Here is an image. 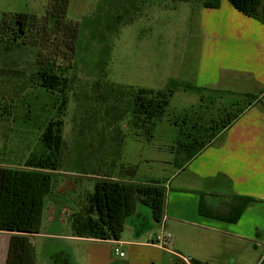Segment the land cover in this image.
Here are the masks:
<instances>
[{"label": "rangeland", "instance_id": "rangeland-1", "mask_svg": "<svg viewBox=\"0 0 264 264\" xmlns=\"http://www.w3.org/2000/svg\"><path fill=\"white\" fill-rule=\"evenodd\" d=\"M122 1L70 0L67 19L79 25V36L75 42L48 32L37 35L18 52L0 46V166L21 167L31 156L43 153L41 134L48 122L56 120L59 94L50 95L27 81L40 61H48L72 84L67 93V110L63 117L57 118L64 122V164L61 171L73 178H61L59 181L60 177H54V181L60 184V188L58 186L55 190L57 194L70 193L79 185L90 187V182L74 178V175H90L96 171L93 165L95 159L101 160L98 168L101 173L122 177L134 167L138 180L156 178L166 183L165 179H169L171 173L177 170V164L182 162L181 155L175 154L180 130L169 120L181 122L204 115L206 126L209 127L213 119L215 129H218L223 120L246 104L245 99L219 96L214 92L201 96L175 92L169 99L164 119L156 123L150 141L135 138L125 123L121 125L124 131L122 147L90 153L78 138L76 117L85 110L89 87L97 78L104 75V80L116 86L162 92L172 80L192 84L199 57L200 29L191 4L181 0H148L146 5L133 4L135 0H127L128 3ZM46 2L0 0V17L4 13H27L40 19L45 14ZM132 7L138 8V11L133 10L135 12L129 16L124 14L126 8ZM234 92L256 94L258 91L241 85L234 88ZM220 133L221 130H218L216 135ZM172 162L176 166H172ZM52 200L54 197L45 201L40 230L46 237L53 233L66 236L69 233L66 225L68 218L60 219L63 223L49 225L53 219L52 209L48 208L54 203ZM77 201L75 197L74 202ZM77 207L74 204L70 206L74 210ZM142 208L148 211L145 206ZM31 242L38 264H43L42 260L50 264L49 250H53L54 254L62 251L51 260L53 264H59V258L62 263L68 262L64 256L65 251L71 250V244L44 237L33 238ZM262 253L261 249H257L254 253L256 258L250 253L242 254L240 264H261ZM73 256L75 260V254ZM233 257L237 262V254L234 253ZM71 260L74 261L73 258Z\"/></svg>", "mask_w": 264, "mask_h": 264}, {"label": "crops", "instance_id": "crops-1", "mask_svg": "<svg viewBox=\"0 0 264 264\" xmlns=\"http://www.w3.org/2000/svg\"><path fill=\"white\" fill-rule=\"evenodd\" d=\"M205 1L187 2L195 9L201 37L192 84L205 89L206 93L234 98L245 95L234 92V88L247 85L258 91L249 94L259 98L225 131L215 135L196 157L187 161L181 155L180 164L176 166L172 162L177 170L165 179L166 183L156 178L138 180L136 176L131 180L138 184L157 181L164 187L165 207L160 224L153 220L149 210L145 211L143 205L138 204L134 215L123 225L120 241L72 237L70 229L66 236L53 233L46 237L41 230L31 236L32 240L44 237L71 244V250L65 251L66 264H73L70 262L72 258L74 260L73 254L74 264H191V260L240 264L242 254L254 256L257 249L263 252L260 261L264 260V25L236 12L227 0H220L218 8L202 7ZM146 2L148 0H135L133 4L146 5ZM133 10L138 11V8H126L125 14L129 16L135 12ZM55 175L60 177L59 181L73 178L62 171ZM74 176L90 182V187L79 185L70 193L65 191V197L64 193L55 192L58 186L60 188L58 183L50 197H54V203L48 207L52 209L53 218L50 226L68 218L66 225L69 228L70 216L85 207L94 181L99 179L92 175ZM179 176L182 177L178 179ZM232 196L254 200L244 209L236 224L200 215L202 206L204 213L225 216ZM71 204L78 205L77 210L70 208ZM162 235L171 236L167 249L152 245ZM17 236V233L0 231V264H11ZM115 247L123 258L114 254ZM61 252L54 254L49 250L50 264ZM34 253L36 258L35 249ZM232 253L237 254V262ZM61 260L59 258L57 263L65 264ZM35 263L38 264L37 258ZM42 263L45 264V260Z\"/></svg>", "mask_w": 264, "mask_h": 264}, {"label": "trees", "instance_id": "trees-1", "mask_svg": "<svg viewBox=\"0 0 264 264\" xmlns=\"http://www.w3.org/2000/svg\"><path fill=\"white\" fill-rule=\"evenodd\" d=\"M125 1L127 0L122 2ZM227 1L236 12L264 25V0ZM218 4L220 0H206L202 7L218 8ZM68 6L69 0H47L45 14L40 19L27 13H4L0 17V46L11 52H18L37 35L48 32L57 33L61 38L75 42L79 36V25L68 21ZM37 65L36 71L27 81L41 90L48 91L50 95L59 94L57 117H63L68 106L67 93L72 86L71 80L63 76L62 72H58L48 61H40ZM104 78L103 75L90 85L87 106L82 114L76 117L79 125L78 138L92 154L104 152L111 147H122L124 131L121 125L125 123L131 128L135 138L150 141L156 123L164 119L169 99L175 92H190L198 96L206 93L205 89L197 88L193 84L174 80L167 84L164 91L159 92L116 86ZM235 98H242L247 102L238 108L234 115L230 114L223 120L218 129H215L216 122L213 119L209 122L211 127H207L204 115L181 122L177 119L169 120L180 130L175 154L184 155L187 161L196 157L211 143L218 130L225 131L259 97L245 94L236 95ZM57 117L55 121L48 122L41 134L43 153L31 156L21 167L0 166V231L18 234L14 242L11 264H36L31 236L40 233L45 201L52 196L58 184L54 181V177H57L55 174L61 171L64 164V122ZM93 165L96 171L90 175L99 179L94 181L85 207H80L69 218L72 237L120 241L123 225L134 215L138 204L150 211L157 224L162 222L165 189L159 182L133 183L131 180L136 176L134 167L128 169V173L122 177L118 176L120 179H114L112 174L98 170L100 159H95ZM253 202L249 197L232 196L225 216L204 213L202 206L199 213L214 220L236 224L244 209ZM191 264L209 263L191 260ZM261 264H264V260Z\"/></svg>", "mask_w": 264, "mask_h": 264}, {"label": "built area", "instance_id": "built-area-1", "mask_svg": "<svg viewBox=\"0 0 264 264\" xmlns=\"http://www.w3.org/2000/svg\"><path fill=\"white\" fill-rule=\"evenodd\" d=\"M170 241H171V236L170 235H162V236L156 238L152 242V245L161 247L163 249H167V244H169ZM113 252H114L115 255H118L119 258H123L124 257V255L121 252H119L117 247H115L113 249Z\"/></svg>", "mask_w": 264, "mask_h": 264}]
</instances>
